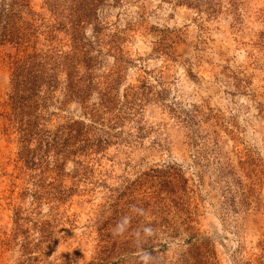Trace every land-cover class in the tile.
<instances>
[{
  "label": "rangeland",
  "instance_id": "obj_1",
  "mask_svg": "<svg viewBox=\"0 0 264 264\" xmlns=\"http://www.w3.org/2000/svg\"><path fill=\"white\" fill-rule=\"evenodd\" d=\"M90 1L0 41V264H264V0Z\"/></svg>",
  "mask_w": 264,
  "mask_h": 264
},
{
  "label": "trees",
  "instance_id": "obj_2",
  "mask_svg": "<svg viewBox=\"0 0 264 264\" xmlns=\"http://www.w3.org/2000/svg\"><path fill=\"white\" fill-rule=\"evenodd\" d=\"M93 1L94 0L90 1L88 5L85 4L84 8L76 10L77 13L75 14V17L79 20L85 21L84 19H87L86 13L89 11L88 7L89 5H92ZM26 5L25 0H13L6 9L3 8V10L0 11V24L2 22L4 23L3 26L0 25V41L10 42L12 40L16 41L21 39L23 30L20 26L22 24L19 25L17 14L21 12ZM2 18L4 21H2ZM37 60L39 61L37 62ZM45 63L46 62L42 56L39 57L38 55L33 54L25 58L20 65L15 66L12 74L9 103L11 104V107H13V115L16 117V119H12V121L18 125L20 131L21 127H24L25 129L22 131L27 135L32 132V119H36L34 112H32L33 105L31 104L32 100H29V95L31 96V93L37 91V88L41 83L39 82V72ZM85 88L87 89V87ZM78 93L76 99L81 101L85 100V92L80 90ZM23 96L26 97L23 98Z\"/></svg>",
  "mask_w": 264,
  "mask_h": 264
},
{
  "label": "clouds",
  "instance_id": "obj_3",
  "mask_svg": "<svg viewBox=\"0 0 264 264\" xmlns=\"http://www.w3.org/2000/svg\"><path fill=\"white\" fill-rule=\"evenodd\" d=\"M118 232L120 231V228H119V226H118V230H117Z\"/></svg>",
  "mask_w": 264,
  "mask_h": 264
}]
</instances>
